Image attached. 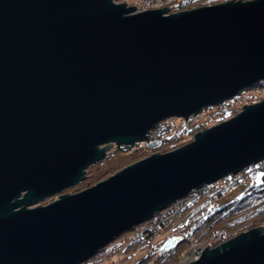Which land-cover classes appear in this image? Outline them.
Listing matches in <instances>:
<instances>
[{
	"label": "water",
	"instance_id": "obj_1",
	"mask_svg": "<svg viewBox=\"0 0 264 264\" xmlns=\"http://www.w3.org/2000/svg\"><path fill=\"white\" fill-rule=\"evenodd\" d=\"M260 81L264 0L170 13L115 0H0V264H82L169 203L261 165L264 97L184 145L61 193L105 147L131 146L165 119L196 118ZM196 251L184 264H264V227Z\"/></svg>",
	"mask_w": 264,
	"mask_h": 264
},
{
	"label": "trees",
	"instance_id": "obj_2",
	"mask_svg": "<svg viewBox=\"0 0 264 264\" xmlns=\"http://www.w3.org/2000/svg\"><path fill=\"white\" fill-rule=\"evenodd\" d=\"M224 1L228 0L194 1L190 3L191 5L189 9L199 7L200 5H212ZM263 90L264 81H260L254 85L253 88L247 90L243 89L238 95H236L235 98L226 101L220 106L204 108L199 116H204L202 112L212 109L217 110L216 112L218 114L219 110H222L227 106H231L234 101L239 100L243 94L249 96L248 94L253 95L254 93ZM230 108L231 107H229V109ZM231 112H234V109H232L229 113L226 112L224 115L222 114L223 116H220L227 119L229 118ZM169 122H171L169 119H165L163 122H160L153 130L150 131L144 140L139 141L138 143L131 146L116 147L117 149L125 152L129 149L138 150L133 148L139 146L140 144H143L146 149L155 148L156 143H159L161 146H178L183 144L186 136L188 138L191 131H196V129L199 128L198 125L194 127H192V125L190 126L189 121H186V119L177 118L172 124H178L179 129H177L178 132H176L174 127L169 125ZM176 127L177 126H175V128ZM254 167L257 168L254 172V176L256 173H260L257 181H251L244 189L243 194L234 200H231V202L227 205L214 208L215 206L212 203L213 200L217 199L221 195L220 192H217V197L209 200L210 202L207 201V203H205L204 201L202 202V200H197L196 203H191L185 207L184 213H180L170 226L168 225L167 227H162L159 230L150 232L146 229V225L151 221L150 219L144 223V228L139 233L136 231V235L125 237L123 241H126L123 242L121 240V243H116L118 241L115 240L111 244L101 248L96 255L82 264H101L103 262L111 264L112 262L110 260L114 257L130 256L142 251H145V256H142V258L137 260L134 264H168L171 255H177L187 242L189 244L196 243L195 241L199 240L207 233L206 230H214L212 233L217 237V242L223 243V241L227 240L228 234L230 232L232 233L235 228L243 225L246 226L247 220L264 215V165L257 164ZM257 203H261V206L253 208V206ZM171 236L178 238V243L171 249L162 251L160 245H162ZM156 246L158 247L155 250L154 247Z\"/></svg>",
	"mask_w": 264,
	"mask_h": 264
},
{
	"label": "rangeland",
	"instance_id": "obj_3",
	"mask_svg": "<svg viewBox=\"0 0 264 264\" xmlns=\"http://www.w3.org/2000/svg\"><path fill=\"white\" fill-rule=\"evenodd\" d=\"M200 1H202V0H198L197 2H200ZM115 2L117 3L119 1L115 0ZM190 5L191 4L181 5V6L177 7V10L175 9L172 11L177 12L179 10H187L190 8ZM248 95L249 96H247L246 94L245 95L243 94L242 97L239 100L234 101V103L231 106H227L228 108L225 107L222 110H219L218 114L216 112L217 110L212 109V110H207L205 112H202V114L204 116L197 115L196 118L195 117L188 118V120H186V121H189L190 126L192 125V127H194V126L198 125L199 128H197L196 131H191L189 133L188 138L186 136L183 144H181V145L186 144V142L187 143L190 142L191 141L190 139H192L194 134H196L197 132L204 130L205 128L207 129V128H209L213 125H216V124H218L224 120H227V119L231 118V115L232 116L236 115L242 109V105H249V104H253L256 102L258 103L264 97V90L259 91L257 93H254L253 95H251V94H248ZM229 107H231V108L229 109ZM226 108H227V110H226ZM232 109H234V112H231L229 118L226 119V118H223L220 116L222 114L224 115L226 112L229 113ZM169 125L174 127L176 132H178V130H177V129H179L178 124L172 125V122H171ZM175 126H177V127L175 128ZM187 126L190 127L189 125H187ZM188 127H186V128H188ZM203 127H205V128H203ZM181 145H178V146H161L159 143H156L155 148L146 149L143 144H140L139 146H136L133 148V149H138V150H130L129 149V150L124 152V151H121L120 149H117L115 144H111L110 146L105 147L106 148L105 158L103 157V159L101 161H99L98 163L90 165L89 167H87V169H86L87 175H85V178L82 182H80V183H78L72 187H69L68 189L62 191L61 193H67V194L77 193L81 190H84V189L90 187V186H93L97 182L104 180V178L106 179L113 174L115 175V173L122 170L124 167L130 165L131 163L139 161V160L149 156L152 153L168 152V151L175 149ZM262 165H264V162L262 163ZM254 166L255 165H251V166L241 170L240 172H238L235 175H228V176H226L220 180H217L216 182H214L212 184L205 185V188L207 189V191L209 190L208 191V193L210 194L209 200L215 199L217 197V192L221 193V195L217 199L213 200V202H212L215 206L214 208H219V207H222L224 205H227L228 203L231 202V200H234L235 198L242 195L244 189L247 187V185L251 181H253V180L257 181V179L260 176V173H256V175L254 176V172L257 169ZM202 196H207V195H202ZM55 198H57V195L43 201L42 203H39V205H45ZM209 200H206L204 202L207 203V201H209ZM196 202H197V199H194V201L189 202V204L186 203V205H184L183 208L181 207L180 213H184L185 207H187L191 203H196ZM260 206H261V203H257L255 206H253V208L260 207ZM180 213H178V214L180 215ZM262 221H264V215H261L257 218H251V219L247 220L246 226L243 225V226H239V227L235 228V230H233L232 233L230 232L228 234L227 239L231 238L232 236L238 235V234L242 233L243 231L245 232L247 229L264 227V222H262ZM171 223H172V221H170L169 224H167V225L170 226ZM143 228H144V223L136 226L135 230L139 233ZM213 231L214 230H211V231L206 230L207 233L204 234L199 240L195 241L196 243L189 244L187 242V244H185V246L182 247V249L179 251V253L177 255H171V258L168 261V264H182L183 254H188L187 257L189 258V261L197 259L199 257V255H198L199 251H196V250L203 249V248H213V247L219 245L220 242H217L218 239L216 236L213 235V233H212ZM136 234L137 233L134 231L128 232L127 234L122 235L118 239H115L116 241H118L116 243H121V240L123 241V239L125 237H128V236L130 237V236H133ZM171 237H169V238H171ZM114 241H112V242H114ZM125 241H123V242H125ZM112 242H110L109 244H111ZM157 247L158 246L154 247V249L156 250ZM160 248L162 250L161 245H160ZM191 248L193 249V251L187 253V251L190 250ZM169 249H171V248H169ZM162 251H164V250H162ZM142 256H145V251H142L140 253H135V254H132L130 256H119V257L117 256V257L112 258V260H110V261L112 262L111 264H134L137 260L141 259ZM101 264H107V262H103Z\"/></svg>",
	"mask_w": 264,
	"mask_h": 264
},
{
	"label": "built area",
	"instance_id": "obj_4",
	"mask_svg": "<svg viewBox=\"0 0 264 264\" xmlns=\"http://www.w3.org/2000/svg\"><path fill=\"white\" fill-rule=\"evenodd\" d=\"M119 2H125L127 5H132L136 7L137 11H144L148 9H157V8H167L168 12H176L172 10H177V7L181 5H188L191 2L198 0H118ZM180 11V10H179ZM172 124L174 123V118H169ZM169 122V123H171ZM209 191V190H208ZM205 186H202L197 191L176 200L174 203H169V205L156 214L155 219L151 220L147 224L146 229L148 231H156L162 227H167L170 221L174 220L181 212V207L183 208L186 203L194 201V199L206 201L210 199V194L208 193ZM207 195V196H202ZM199 197V198H198Z\"/></svg>",
	"mask_w": 264,
	"mask_h": 264
},
{
	"label": "bare ground",
	"instance_id": "obj_5",
	"mask_svg": "<svg viewBox=\"0 0 264 264\" xmlns=\"http://www.w3.org/2000/svg\"><path fill=\"white\" fill-rule=\"evenodd\" d=\"M174 120H175V119H174ZM174 202H175V201H173V202H171V203H174ZM156 214H157V213H156ZM156 214H154V217H156ZM158 214H159V213H158ZM154 217H153L151 220H153ZM173 221H174V220H172V222H173ZM132 231L136 232V230H132V229H131L130 231H126V232L123 233L122 235L127 234L128 232H132ZM150 232H153V231H150ZM122 235H120L119 237H121ZM119 237H118V238H119ZM118 238H116V239H118ZM192 251H193V249L191 248L190 250L187 251V253L192 252ZM98 252H99V251H98ZM98 252H97V253H98ZM97 253H96V254H97ZM96 254H95V255H96ZM187 255H188V254H183V262H182V264H184L185 262H188V261H189V258L187 257Z\"/></svg>",
	"mask_w": 264,
	"mask_h": 264
}]
</instances>
